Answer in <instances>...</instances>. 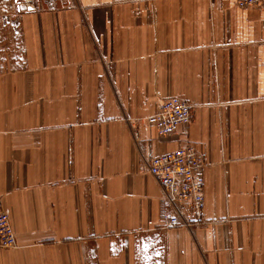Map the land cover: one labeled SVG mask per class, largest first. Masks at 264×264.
<instances>
[{
  "label": "crops",
  "instance_id": "1",
  "mask_svg": "<svg viewBox=\"0 0 264 264\" xmlns=\"http://www.w3.org/2000/svg\"><path fill=\"white\" fill-rule=\"evenodd\" d=\"M1 11L0 264H264V9L10 0ZM194 104L158 135L161 101ZM195 141L203 222L167 227L153 156Z\"/></svg>",
  "mask_w": 264,
  "mask_h": 264
},
{
  "label": "built area",
  "instance_id": "2",
  "mask_svg": "<svg viewBox=\"0 0 264 264\" xmlns=\"http://www.w3.org/2000/svg\"><path fill=\"white\" fill-rule=\"evenodd\" d=\"M236 4L240 8L264 9V0H236ZM20 7L35 9L34 0H23ZM193 109L194 104L185 97H166L146 122L161 137L179 134L181 127L192 122ZM206 165L203 153L189 137L178 139L175 149L150 159L148 172L158 180L168 205L167 227H190L203 222ZM17 242L10 217L0 201V248H15Z\"/></svg>",
  "mask_w": 264,
  "mask_h": 264
},
{
  "label": "rangeland",
  "instance_id": "3",
  "mask_svg": "<svg viewBox=\"0 0 264 264\" xmlns=\"http://www.w3.org/2000/svg\"><path fill=\"white\" fill-rule=\"evenodd\" d=\"M22 1L23 0H21L20 2H22ZM10 4H11V1L10 0H0V13H1L2 10H4L6 7H8V5L10 6ZM19 7H20V4H19ZM25 9H30V8H25ZM1 18H3V17H1ZM7 34L8 33L0 32V39H1V37L6 38V35Z\"/></svg>",
  "mask_w": 264,
  "mask_h": 264
},
{
  "label": "water",
  "instance_id": "4",
  "mask_svg": "<svg viewBox=\"0 0 264 264\" xmlns=\"http://www.w3.org/2000/svg\"><path fill=\"white\" fill-rule=\"evenodd\" d=\"M30 9H32V8H30Z\"/></svg>",
  "mask_w": 264,
  "mask_h": 264
}]
</instances>
